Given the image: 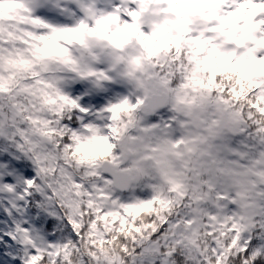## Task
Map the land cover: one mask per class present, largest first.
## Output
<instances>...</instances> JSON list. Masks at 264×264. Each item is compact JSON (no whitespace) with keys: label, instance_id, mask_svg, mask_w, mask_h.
I'll return each mask as SVG.
<instances>
[{"label":"snow or ice","instance_id":"obj_1","mask_svg":"<svg viewBox=\"0 0 264 264\" xmlns=\"http://www.w3.org/2000/svg\"><path fill=\"white\" fill-rule=\"evenodd\" d=\"M42 9L74 22H49ZM158 39L168 42L166 54L153 60ZM96 48L113 53V72L131 63L144 72L138 86L154 79L167 92L169 103L152 109L159 123L151 128L174 129L175 112L198 103L239 126L245 151L210 135L177 139L180 166L164 174L167 193L161 184L147 199L118 195L116 175L101 171L97 152L122 171L113 141L120 125L135 123L139 99L93 111L66 95L57 75L65 67L101 90L134 78L75 56ZM0 139L36 170L20 192L0 184V200L22 213V202L38 194V207L70 228L67 238L49 242L26 221L16 223L8 235L24 250L23 264H128L124 257L131 264H264V0H0ZM84 148L95 149L92 159H70ZM249 156L255 179L241 181L237 161Z\"/></svg>","mask_w":264,"mask_h":264},{"label":"clouds","instance_id":"obj_2","mask_svg":"<svg viewBox=\"0 0 264 264\" xmlns=\"http://www.w3.org/2000/svg\"><path fill=\"white\" fill-rule=\"evenodd\" d=\"M167 43L162 39L151 42L154 50L159 49L154 53L153 60L156 59V56L166 54ZM75 56L80 63H91L97 69H100L99 66L103 65V69L109 71L110 74L120 75L131 72L134 77L128 78L125 75L118 81L123 89L127 91L130 105L136 103L137 99L140 101L131 114L135 123L120 125L119 138L113 141V152H118L121 156L120 168L122 171L114 168L109 158L99 157L98 152L96 157L103 164L101 171L115 173L117 184L113 191L120 195L147 189L151 197L154 195L152 186L161 184H163L164 191L167 193L168 186L163 183L164 174L170 172L174 167L180 166V161L174 155L175 148H173V143L177 139L188 140L201 135H210L215 143L227 142L234 149L245 151L239 144L233 143L237 137H240L238 134L239 126H234L226 114H218L216 110L201 107L198 103L193 104L190 113H185L183 110L175 112L178 119L177 126L174 129L151 128L152 123H159V121L153 120L157 113H153L152 109L158 102L162 104L169 103L168 94L161 90L158 81L145 78L144 86H138L136 79L144 78V72L131 63L115 66V72H113V53L107 49L80 50L75 53ZM57 75L62 76L64 81L67 78L74 77L73 73L62 66L59 67ZM193 94L195 95V93ZM121 119L127 121L128 114L122 113ZM215 120H222L223 123L217 127L214 124ZM181 121H187V126H181ZM145 128H148L149 131H144ZM210 128L214 129V135L209 133ZM101 132L109 136L112 135L103 127H101ZM93 150L95 149L84 148L79 152L74 151L70 159H92L89 152ZM251 160L252 157L249 156L237 161L241 165L237 169L241 181L255 179L247 173V168L251 167ZM76 172L79 174V169H76ZM124 259L128 264H131L128 257H124Z\"/></svg>","mask_w":264,"mask_h":264},{"label":"rangeland","instance_id":"obj_3","mask_svg":"<svg viewBox=\"0 0 264 264\" xmlns=\"http://www.w3.org/2000/svg\"><path fill=\"white\" fill-rule=\"evenodd\" d=\"M72 7L74 8V6ZM38 15H40L43 19L49 22L58 23L61 25H70L74 22L71 17L60 16L55 12H51L46 9L40 10L38 12ZM77 15L79 14L77 13ZM99 67L100 69H102L103 65H100ZM113 87H119L123 89V87L120 84H116L114 86L106 85L101 90L94 87L89 81L67 78L62 85V90L66 95L70 96L72 99L78 100L81 103V106L96 111L99 108L105 107L109 102H114L116 99L128 96L127 91H125L124 89L121 92H113ZM109 93H111V95H109ZM100 97L103 98V103L98 105L95 103V100ZM242 141H247V137H241V136L237 137L233 143L240 144ZM13 157H15V159ZM27 171L35 174L34 176H32L33 178L36 177V170L33 164L29 160L22 157L19 153L15 152V150L12 149L11 145L8 144L5 140L0 139V184H9L14 187H18L20 184L23 190L26 181L22 179L23 178L22 174L26 173ZM7 177L11 178V180L8 183H6ZM144 192L146 193L147 198H150V192L147 189L136 190L134 193H128L127 195L124 196H126L125 198L131 196H136L137 198H143L146 196V195L144 196L141 195ZM4 201L6 202L7 200L4 199ZM41 202L42 199L38 194H34L33 198L28 200L26 203L22 202L21 206L23 208V212L21 213V215H19V217L15 215L17 214L16 212L15 214L12 215L13 216L12 218L15 217L18 218L16 222L12 224V226H10V231H14L11 229L12 227L13 228L15 227L16 223H21L22 220L23 222L26 220L28 225L27 228H29L32 232H34L38 236L40 235L41 232L47 231L46 230L47 228L44 229V227L49 222H51L52 226L50 231H47L48 234L53 233L54 235L60 233L58 235L62 236L64 233H66V227L64 221H62L59 217L55 215L48 214L47 211L41 210V208L38 207V205ZM6 204L5 207L6 210H8L7 213H9V208L8 206H6ZM1 206L2 203H0V208ZM6 210H4V213L6 212ZM33 210L35 211L33 212ZM34 218H36L37 220L36 222ZM38 222H41V224L39 226H35ZM0 241H1L0 253H2L3 250L6 249L7 245L2 242V238H0ZM10 241L13 240L11 239ZM10 244L12 246L14 245L12 242H10ZM8 258H9L8 260H11L12 255L11 254L8 255ZM7 264H9L8 261Z\"/></svg>","mask_w":264,"mask_h":264},{"label":"trees","instance_id":"obj_4","mask_svg":"<svg viewBox=\"0 0 264 264\" xmlns=\"http://www.w3.org/2000/svg\"><path fill=\"white\" fill-rule=\"evenodd\" d=\"M22 175H23L22 179H24V181L35 179V178L32 177L35 174L31 173L29 171H27L26 173H24ZM10 180H11V178L7 177V179H6L7 182L6 183H8ZM15 188H16L17 192L22 191V186L20 184H19L18 187H15ZM141 195L144 196V195H146V193L144 192ZM123 197H126V196H123ZM142 199H147V195L145 197H143ZM0 203H2V206L0 208V238H2V242L7 245L6 249H4L2 253H0V264H7V261L9 262V264H23L24 250L15 241H10L11 239H10V237L8 235L9 233L12 232V231H10V226H12V224H14L16 222L17 218L19 217V215H21V213L15 214L14 211H10V205L7 203V201L5 202L4 200H1ZM5 204L9 208V213H7V211L4 213V210H6ZM34 211L35 210H33V212ZM13 214L17 215L18 217L17 218L16 217L12 218ZM24 216H26V215H24ZM34 219H35V222H36L37 221L36 218H34ZM22 222H23V220H22ZM40 224H41V222H38L35 226H39ZM64 224H65V227H66V233H64L62 236L58 235L60 233L54 234V235H53V233L48 234L47 231H50L51 226H52L51 222H49L44 227V229L47 228L46 229L47 231L41 232L39 236L42 237L43 239L49 241V242H57V241H59L61 239H65V238H67L70 235V228H69V226H67L66 221H64ZM24 226L28 227L27 223H25ZM11 230H14V228L12 227ZM10 242H12L14 245L12 246L10 244ZM9 253L12 255V259L11 260H8L9 259L8 255H10Z\"/></svg>","mask_w":264,"mask_h":264},{"label":"water","instance_id":"obj_5","mask_svg":"<svg viewBox=\"0 0 264 264\" xmlns=\"http://www.w3.org/2000/svg\"><path fill=\"white\" fill-rule=\"evenodd\" d=\"M154 118V117H153ZM119 194V193H118ZM126 194H128V193H125L124 195H126ZM120 195V194H119Z\"/></svg>","mask_w":264,"mask_h":264}]
</instances>
